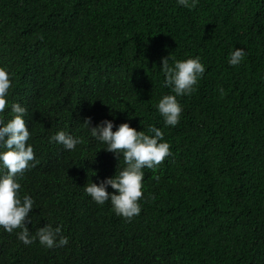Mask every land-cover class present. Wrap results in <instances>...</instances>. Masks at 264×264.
<instances>
[{
    "label": "trees",
    "instance_id": "16d2710c",
    "mask_svg": "<svg viewBox=\"0 0 264 264\" xmlns=\"http://www.w3.org/2000/svg\"><path fill=\"white\" fill-rule=\"evenodd\" d=\"M236 48L246 56L231 66ZM197 56L205 73L177 98L178 125L165 127L155 105L172 93L161 60ZM0 67L12 81L9 104L27 109L38 161L20 178L21 195L35 201L27 227L34 235L61 225L69 240L24 245L19 229L0 228V264H264V0H196L191 9L177 0H0ZM86 118L155 126L171 146L155 171L144 169L130 221L83 190L118 165ZM61 130L84 142L75 151L49 143Z\"/></svg>",
    "mask_w": 264,
    "mask_h": 264
},
{
    "label": "clouds",
    "instance_id": "9594fccd",
    "mask_svg": "<svg viewBox=\"0 0 264 264\" xmlns=\"http://www.w3.org/2000/svg\"><path fill=\"white\" fill-rule=\"evenodd\" d=\"M196 0H177L181 7L191 9ZM242 48L230 51L228 63L239 65L245 58ZM161 72L164 75V86L169 87L172 94L160 97L155 107L163 119L165 127H175L180 122L182 105L178 97L191 95L196 91L198 81L205 73V65L200 57L186 60H175L169 65V57L161 60ZM12 81L7 68L0 67V228L8 233L19 229L17 238L24 244L30 245L35 241L45 248L63 247L69 243L68 237L62 234V226L53 227L46 224L38 228L33 235L27 225L32 223L29 216L35 201L28 194L21 195L20 178L26 171L35 167L36 161L33 145L29 142L32 133L26 123L27 109L19 103L8 101V93ZM220 96L225 95L224 89H218ZM10 108V118L6 109ZM82 126L87 129L91 138L103 145L104 151L112 153L118 160L115 174L98 183L87 182L84 192L97 205L110 202L113 212L130 221L141 212L140 201L144 195V169H152L160 165L171 155L170 144L164 141L161 129L149 126L147 133L137 131L129 123L115 125L105 119L91 125V118H86ZM116 128L113 131V128ZM49 143L62 145L67 151H75L83 143L81 137L66 131H57L51 135ZM122 158L123 166L119 167ZM96 175V174H95ZM159 179V177H155ZM111 188L112 191H108Z\"/></svg>",
    "mask_w": 264,
    "mask_h": 264
}]
</instances>
